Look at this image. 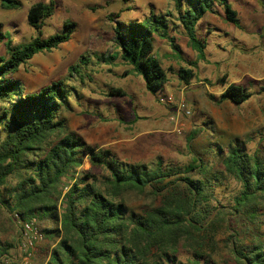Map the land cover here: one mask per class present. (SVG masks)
<instances>
[{
  "label": "trees",
  "instance_id": "obj_1",
  "mask_svg": "<svg viewBox=\"0 0 264 264\" xmlns=\"http://www.w3.org/2000/svg\"><path fill=\"white\" fill-rule=\"evenodd\" d=\"M170 1L171 17L197 60L204 61L206 41L196 35V26L205 14L213 12V2L221 6L226 22L239 27L226 0ZM20 5L18 0H0L3 10H16ZM54 8L52 0L29 6L25 21L36 35L27 43L12 44L0 31L4 47L0 54V205L22 219H36L42 239L52 242L45 264H210L207 258L201 261L198 249L207 233L209 238L213 234L214 223L221 222L213 214L219 204L213 182L220 176L196 158L181 169L161 161L150 166L119 161L108 150L90 146L65 130L58 113L70 94L63 82L53 81L25 94L12 79L19 66L35 54L50 52L70 40L72 21H64L58 33L41 36L43 22ZM167 32L165 19L152 13L141 21L115 22L113 27L120 59L141 78L150 95L159 92L166 80L152 50L154 36L167 38ZM170 46L180 58L176 46ZM74 72L76 65L69 66L68 73ZM192 77L189 69L177 71L184 85ZM224 79L222 76L219 81L223 84ZM108 95L122 97L124 93L110 89ZM207 97L238 106L251 93L229 84L216 100ZM83 161L88 163L87 170L79 168ZM221 165L222 174L238 185L224 220L229 232L225 239L228 257L222 264H264V233H258L264 221V156L258 150L247 153L242 143L233 139ZM92 169L98 172L93 174ZM11 179L14 184L7 186ZM148 188L160 197V205L142 214L133 213L123 197L142 194ZM9 248L0 242V264ZM178 248L190 253L184 262L176 257Z\"/></svg>",
  "mask_w": 264,
  "mask_h": 264
},
{
  "label": "rangeland",
  "instance_id": "obj_2",
  "mask_svg": "<svg viewBox=\"0 0 264 264\" xmlns=\"http://www.w3.org/2000/svg\"><path fill=\"white\" fill-rule=\"evenodd\" d=\"M18 1L21 5L16 10L0 8V31L12 44H24L35 37V31L26 25V11L33 3L49 0ZM52 1L54 12L43 22L41 36L58 33L64 21H72L75 25L70 40L55 50L35 54L19 66L12 79L20 83L25 94L53 81L63 82L70 94L58 113L64 120L65 130L90 146L108 150L119 161L146 166L161 161L162 165L181 169L196 158L209 172L220 176L218 182H213L214 198L219 203L213 214L221 222L214 223L213 234L209 238L207 233L198 250L201 261L207 258L210 264L226 262L225 239L229 232L225 230L224 220L238 185L222 174L221 158L233 139L241 142L247 153L258 150L264 156V0H226L235 12L238 28L225 21L221 6L213 2V12L205 14L196 26V35L207 44L204 61L197 60L187 46L183 32L171 17L174 11L170 0H129L125 4L119 0ZM150 13L164 18L168 26L167 38L154 36L152 55L166 78L158 95L183 99L191 112L183 119V131L179 135L170 131L166 120L169 107L160 104L156 96L154 103L164 107L158 119L165 118V132H145L146 117L149 120L150 115L143 98L145 90L140 87L142 80L131 75L114 42L115 22L141 21ZM233 38L235 41L230 42ZM172 43L180 58L174 55ZM3 53L4 47L0 44V54ZM73 65L77 73L69 74L68 67ZM179 68L193 73L187 85L177 78ZM222 76L223 84L219 81ZM134 77L138 78L137 83ZM229 84L246 89L251 97L238 106L228 101L217 103L207 97L210 95L216 100ZM110 89H120L124 96H110ZM79 168L87 170L88 163L83 161ZM13 184V179L8 180L7 186ZM1 196L5 198L4 190ZM123 200L135 214L160 205V197L149 188L142 194L128 193ZM13 214L0 205V242L10 246L7 257L16 256L19 244V225ZM39 226H44V222H39ZM258 233H264V221ZM51 244L44 239L37 244L33 264H45ZM189 256L188 251L178 248L176 257L182 262Z\"/></svg>",
  "mask_w": 264,
  "mask_h": 264
},
{
  "label": "built area",
  "instance_id": "obj_3",
  "mask_svg": "<svg viewBox=\"0 0 264 264\" xmlns=\"http://www.w3.org/2000/svg\"><path fill=\"white\" fill-rule=\"evenodd\" d=\"M157 101L170 108L166 118L170 125V131L177 135L181 134L183 131L182 121L191 114L184 100L181 98L175 100L171 95H162L157 97ZM13 216L19 225L17 254L2 259L1 264H33L36 246L42 240L36 219L34 217L22 219L18 214H13Z\"/></svg>",
  "mask_w": 264,
  "mask_h": 264
},
{
  "label": "crops",
  "instance_id": "obj_4",
  "mask_svg": "<svg viewBox=\"0 0 264 264\" xmlns=\"http://www.w3.org/2000/svg\"><path fill=\"white\" fill-rule=\"evenodd\" d=\"M234 27V26H233ZM234 33V32H233ZM235 34V33H234ZM237 35V34H236ZM206 41V40H205ZM232 41H235V39H231L230 42ZM240 42V41H237V43ZM207 45V44H206ZM206 48V47H205ZM131 75H135L131 72ZM133 79H135V82L137 83L138 81L136 79H138L137 77H134ZM133 79L130 80V82L133 84ZM140 81V79H139ZM140 87L141 89L143 88V84L142 82H140ZM144 92V91H143ZM144 100L146 102V106L147 108L149 109L148 112H147V115H150L149 116V120H148V117H146V124L144 125V129H145V132H165L163 131V128H164V122H165V118L162 116V120H159L158 118L162 115V112L164 111L163 108L164 107H161L159 106L157 103L155 104L154 103V97L156 96H159V92H157L155 95H150L148 94L146 91L144 92ZM147 93V94H146ZM162 95H165V94H161ZM124 96V95H123ZM122 96V97H123ZM170 109V108H169ZM151 118V119H150ZM160 129H156L158 127H160Z\"/></svg>",
  "mask_w": 264,
  "mask_h": 264
}]
</instances>
